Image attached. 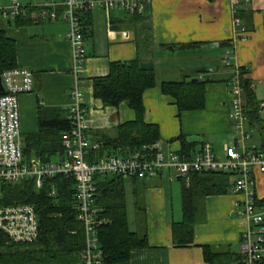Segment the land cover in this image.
<instances>
[{"label":"crops","instance_id":"obj_1","mask_svg":"<svg viewBox=\"0 0 264 264\" xmlns=\"http://www.w3.org/2000/svg\"><path fill=\"white\" fill-rule=\"evenodd\" d=\"M237 1L150 0L139 18L115 15L112 11L87 15L82 23L85 58L78 89L87 117L88 142L102 144L114 136L117 126L133 121L134 115L125 102L116 107H101L91 97L89 81L107 75L109 62H126L135 56L139 62L150 59L154 73V85L140 96L143 123L157 128L158 140L151 146L153 149L179 152L178 137L193 148L207 143L214 153L231 143L227 91L233 67L247 69L243 79L251 83L255 102L263 103L262 111L256 115L264 138V0H247L244 4ZM233 15L246 32L241 41L233 39ZM63 31L60 21L3 30L4 37L13 43L15 66L29 70L32 78L30 92L17 96L20 143L23 137L36 133L37 108L64 111L69 105L73 76L69 72L70 48L63 40ZM225 43L227 47L219 46ZM224 49L229 53L228 67L222 64ZM181 58L190 59L191 64L180 65L178 71L185 73L173 81L188 80L201 85L202 100L194 110H177L174 100L159 91V82L173 81L157 80V74L163 72L165 65L175 66ZM169 177V172L163 170L156 177L138 183L146 242L144 247L127 252V264H205L201 246L236 257L239 235L248 222L233 216V205L243 195L228 194L225 189L223 194L195 201L189 224L192 240L188 246L179 247L171 243L172 224L181 220L179 188L174 185V189L170 182L172 179L177 182L178 178ZM253 179V198L258 202L264 198V176L254 173Z\"/></svg>","mask_w":264,"mask_h":264},{"label":"built area","instance_id":"obj_2","mask_svg":"<svg viewBox=\"0 0 264 264\" xmlns=\"http://www.w3.org/2000/svg\"><path fill=\"white\" fill-rule=\"evenodd\" d=\"M150 0H7L0 6V28L2 24L21 19L32 24L45 22L63 24V40L69 45V72L73 82L64 110L68 129L61 135V155L54 161L38 158L22 159L18 134L17 96L31 90L29 70L22 67L0 72V184H18L31 181L37 189L43 179L54 176L70 178L73 220L81 230V247L76 254V264H102V252L98 245L97 229L104 220L94 205V179L119 176L122 179L149 180L166 170L179 178L191 174L217 173L228 176V194L243 195L233 205V216L248 222L239 235L238 260L236 264H264V208L255 206L253 198L254 173L264 176V150L254 141V129L245 114L242 90L233 67L228 80L227 120L233 140L214 153L207 143L199 144L186 153L160 152L152 147L142 148L125 155H102L87 161L88 151L96 150L97 144H90L86 132L88 123L78 85L81 83L82 67V23L95 11L118 10L126 16L141 15ZM244 4L247 0H238ZM234 13V11H231ZM235 14V13H234ZM233 39H245L246 32L237 18H231ZM228 50L224 49L222 64L228 67ZM245 69V68H242ZM246 70V69H245ZM243 78V74L240 76ZM251 91V83L247 84ZM263 103H256L257 112ZM256 112V113H257ZM54 196V190H49ZM34 209L28 204L0 206V233L10 244L33 243L38 234ZM234 264V263H232Z\"/></svg>","mask_w":264,"mask_h":264},{"label":"trees","instance_id":"obj_3","mask_svg":"<svg viewBox=\"0 0 264 264\" xmlns=\"http://www.w3.org/2000/svg\"><path fill=\"white\" fill-rule=\"evenodd\" d=\"M146 5L144 6V12ZM144 12L141 14L143 15ZM139 18L140 15L129 16ZM34 25L21 19H15L7 27H28ZM0 28V72L16 67L14 64V47L12 41L4 37ZM227 47L226 43L219 45ZM84 57V55H83ZM85 58V57H84ZM139 58L126 62H109L107 75L91 78V97L98 100L101 107H116L125 102L132 112L133 121L116 127L114 136L97 144L96 150H89L87 161L102 155H125L132 151L151 147L158 140L157 128L143 123V109L140 96L143 90L154 85V77L150 70H139ZM247 70V69H246ZM245 69L239 67L237 73L239 87L242 90L245 114L249 125L254 129L257 145L264 150V138L261 124L256 115V103L248 81L241 78ZM159 91L169 95L175 102L177 110H194L199 108L201 85L187 81L159 82ZM36 133L25 136L21 140L22 159L38 158L47 160L61 155L60 138L68 129L64 111L59 109H39L36 111ZM180 142V153L195 148ZM111 150V151H108ZM150 151H154L151 149ZM131 194H138V183L142 180L129 179ZM179 208L181 220L171 227V243L175 246H188L191 239L190 222L194 214L195 201L207 196L225 193L228 176L217 173L191 174L179 177ZM143 186V185H141ZM70 178L54 176L43 179L37 189L31 181L18 184H0V206L28 204L36 215V240L27 245L10 244L0 233V264H76V254L81 243V233L73 220L71 204ZM95 196L93 205L99 209V216L104 220L97 229L98 245L102 252V264H127V252L145 246V233L137 240L134 234L125 231V200L123 179L119 176L94 179ZM54 196H49V190ZM255 206L264 208V198L255 202ZM201 259L205 264L237 263L239 256L214 252L207 246H201Z\"/></svg>","mask_w":264,"mask_h":264},{"label":"rangeland","instance_id":"obj_4","mask_svg":"<svg viewBox=\"0 0 264 264\" xmlns=\"http://www.w3.org/2000/svg\"><path fill=\"white\" fill-rule=\"evenodd\" d=\"M20 3H23L22 1L23 0H18ZM7 2V0H0V6L2 5H5V3ZM112 14H115V15H121L122 13L118 10H114L111 12ZM4 29H7L8 27L5 26V24H2L1 25ZM10 28H12L10 26ZM193 63V62H192ZM188 64H191V60L190 59H187L184 60V59H178L175 63V66H167L165 65V68L163 69V72L160 74H157L158 77H156L157 80H161V81H167V80H178V78L180 77L179 74H184L185 72L180 70L178 71V68L180 65H188ZM174 176L171 175V179L173 178ZM171 184H172V187L175 185L177 187L178 183L176 181H174V179H172L171 181ZM175 186H174V189H175ZM131 185L129 184V181L127 179H123V190H124V200H125V217H126V220H124L125 222V231L127 233H131V234H134V237L138 240L144 233H145V227H144V224H143V214L142 213V210H141V207L138 205V201L140 199H138V194H131ZM133 204V205H132ZM171 206L173 208V201L171 203ZM134 210V213H133V210ZM175 209L177 210V206L175 205L174 203V211ZM176 212V211H175ZM176 218H174V214H172V220H175ZM238 251V249H237Z\"/></svg>","mask_w":264,"mask_h":264},{"label":"water","instance_id":"obj_5","mask_svg":"<svg viewBox=\"0 0 264 264\" xmlns=\"http://www.w3.org/2000/svg\"><path fill=\"white\" fill-rule=\"evenodd\" d=\"M137 67H138L139 70H150L151 69V61H150V59H147L145 61H140L137 64ZM0 92H1V88H0Z\"/></svg>","mask_w":264,"mask_h":264}]
</instances>
